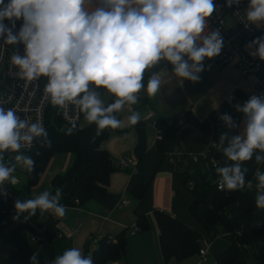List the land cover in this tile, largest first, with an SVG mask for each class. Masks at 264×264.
<instances>
[{"label": "clouds", "instance_id": "1", "mask_svg": "<svg viewBox=\"0 0 264 264\" xmlns=\"http://www.w3.org/2000/svg\"><path fill=\"white\" fill-rule=\"evenodd\" d=\"M241 0H226L227 7L239 6ZM214 0H0V39L6 44H23V55L14 54L11 63L17 75L27 81L47 78L45 98L53 105L74 104L99 134L106 128L116 129L122 121L117 113L126 105H136L140 93L155 96L161 89L162 72H153L143 83L145 71L161 61L172 66V74L181 82H198L205 59L218 56L224 41L218 30L207 31L208 18L215 12ZM238 12V11H237ZM241 21L245 27L264 22V0H248ZM9 20L11 27L3 21ZM23 20L18 32L15 21ZM250 55L264 60V36L250 41ZM100 89L115 97L105 105ZM229 102H231L229 100ZM242 113L243 131L221 132L219 147L228 161L215 169L221 190H238L253 182L246 180L244 162L255 155L257 164H264V94L252 95L243 104L234 105ZM141 119L138 111L128 116L130 125ZM219 119L229 130L238 127L231 115ZM71 133L72 129H68ZM43 138L42 147H50L47 132L37 121L21 119L14 109L0 107V195L7 194L5 182L16 184V166L34 170V160L21 149L33 140ZM225 142H227L225 146ZM6 151L18 153L15 163L6 164ZM255 206L264 209V172L255 173ZM62 189L43 191L27 200L15 201L16 215L27 221L49 212L63 217L66 208L60 203ZM39 252L29 258L39 264ZM50 264H93L91 255L78 247L64 250Z\"/></svg>", "mask_w": 264, "mask_h": 264}, {"label": "crops", "instance_id": "2", "mask_svg": "<svg viewBox=\"0 0 264 264\" xmlns=\"http://www.w3.org/2000/svg\"><path fill=\"white\" fill-rule=\"evenodd\" d=\"M252 26L260 30L264 28V22ZM227 28L234 31L231 20H227ZM207 31H212L209 20ZM254 50L245 47L247 54ZM203 63L205 70L200 73V80L195 83L188 80L181 82L169 72L166 61L146 70L143 80L145 87L153 72H162L161 89L155 96H148L147 100L140 98L138 104L126 105L122 112L117 113L118 119L122 121L119 128H106L97 134L96 124L89 123L80 112L78 127L82 144L93 145L104 136L100 148L110 154L116 170L111 175L105 195H95L89 202L73 208L69 214L73 219L71 224L67 220L69 215L56 216L59 229L68 230L80 226L78 234L71 238L73 247L74 240L78 248L84 244V249L90 238L116 236L127 230L125 258L110 264H163L159 231L153 216L155 211L166 212L188 226L200 229L188 211L193 201L192 195L173 177L172 157L177 150L186 155L204 154L209 151L213 141L219 143L221 132H242L244 117L235 110L234 105L243 104L249 97L256 95V79L242 77L238 67H219L212 58H206ZM257 77L264 81V65ZM100 92L105 105L114 101L115 97L107 94L106 90ZM132 111L141 114L140 121L135 125L128 123V116ZM224 113L231 115L238 125L237 128H226L219 119ZM157 122L164 126L163 153L158 150ZM226 144L227 142L225 146ZM122 159L129 160L128 169L120 168ZM230 163L232 162L224 155L218 160L219 167ZM242 167L248 169L246 174L251 176L250 180L253 182L250 189L253 210L258 215H264V209L255 206L254 178L257 170L264 172V164H257L254 155ZM140 184H150L142 205L132 196V190ZM124 200L129 205L121 207ZM135 213L147 216L151 224L149 231L136 230ZM8 229L0 228V264H16L12 254L23 251L28 246V239L23 231L9 233L11 228ZM220 232L223 233L221 228ZM258 244L264 252V235ZM227 247L228 242L222 236L212 240L204 234L202 249H208V260L212 254L216 257ZM174 263L179 264L175 261L169 264Z\"/></svg>", "mask_w": 264, "mask_h": 264}, {"label": "trees", "instance_id": "3", "mask_svg": "<svg viewBox=\"0 0 264 264\" xmlns=\"http://www.w3.org/2000/svg\"><path fill=\"white\" fill-rule=\"evenodd\" d=\"M260 36H264V28L251 37L247 44ZM166 64L172 74V66L167 62ZM148 96L145 91H141V98L147 100ZM156 126L161 137L158 150L163 153L164 126L158 122ZM70 128L71 133L68 132ZM103 138L104 136L93 145L84 146L78 125H66L60 119L52 118L47 132V140L51 146L42 147L41 138L29 155L35 162L34 170L28 172L26 169V180L18 186L5 182L7 200L4 201L0 195V219H7L11 223L10 227L13 229H10L9 233L15 230L23 231L27 236V248L12 254L15 259L21 260L22 264H30L29 258L34 252H39V264H50L64 250L72 248L73 243L72 239L58 237L59 221L49 212L42 215L37 209L36 215L27 221L24 220L27 213L21 215L19 220H13L16 215L15 201L33 198L53 157L64 154H73L75 160L64 174L57 175L52 181L51 193L54 194L57 188L62 189L60 203L65 208H74L89 202L95 195H105L116 168L110 154L100 148ZM177 152L181 153L180 150ZM222 155L223 152L210 147L206 153L195 155L197 161L193 160V156L183 153L172 157L173 177L192 195L193 201L188 211L200 229L190 227L166 212L155 211L153 216L159 231L163 264H169L171 261L181 263L199 256L204 234L212 240L222 236L228 242L227 249L216 255L214 264H264V252L258 244L264 235V215L254 212L253 196L247 186L231 191L218 189L215 169L219 167L218 160ZM250 178L251 176L246 174V180ZM149 188L150 184H140L132 190V196L139 205L144 203ZM16 222L18 227L14 226ZM135 222L139 232L151 229L150 221L145 215L135 213ZM36 227L45 231L38 244H32L29 236L35 232ZM126 247L127 230H124L116 236L107 235L100 239L88 240L84 254L91 255L93 264H110L125 258Z\"/></svg>", "mask_w": 264, "mask_h": 264}, {"label": "built area", "instance_id": "4", "mask_svg": "<svg viewBox=\"0 0 264 264\" xmlns=\"http://www.w3.org/2000/svg\"><path fill=\"white\" fill-rule=\"evenodd\" d=\"M247 2L248 0H241L237 8L235 5L233 7H227L225 0H214L217 8L208 20L211 24L212 31L218 30L220 32V35L223 37L224 45L221 53L213 57L212 60L219 67H238L242 77L255 78L256 95L259 96L264 94V81L257 76L264 65V60L252 59L245 51L248 40L256 36L259 32V30L252 25L245 27V24L241 21V17L245 15L242 6ZM4 3L7 4L8 0H4ZM227 20L232 21L234 31L227 28ZM3 23L8 27L12 26L11 22L7 19L4 20ZM22 24V19L15 21V28L13 30L18 32ZM16 52L23 55V44H6L0 39V107H3L5 110L10 108L14 109L21 119H27L30 123L39 121L46 132H48L49 123L52 118H58L66 125H78L80 121V111L74 104L68 103L65 106H57L53 105L50 99L45 98L44 85L47 83L46 77L27 81L21 79L17 75L19 69L11 63V57L16 54ZM41 138L34 139L31 146L22 148L21 152L29 156L35 148L37 141ZM158 138H161L160 135H158ZM211 148L222 152L217 141H213ZM16 154L18 153L6 151L3 154L4 162L9 165L15 163L14 156ZM174 155L179 156L181 153L176 151ZM191 156H193L194 161H197L195 155ZM173 163L174 160L172 158V164ZM119 166L121 169H128L130 167L129 160L122 159ZM23 169L25 170V167L22 165L16 166L13 175L17 178V183L14 185L19 183V179L16 175ZM1 198L4 201L7 200L6 195H1ZM76 204H78V201ZM127 205H129V202L124 200L121 207ZM3 214H5V212ZM10 224L11 223L7 219H0V228H8ZM14 226L18 227V223L16 222ZM79 227L80 226L68 230L58 229V237L71 239L78 234ZM44 231L43 228L36 227L35 232L31 233L29 236L30 242L32 244H38ZM89 240H92V238ZM198 257L200 258V264H205L209 257L208 249H201Z\"/></svg>", "mask_w": 264, "mask_h": 264}, {"label": "rangeland", "instance_id": "5", "mask_svg": "<svg viewBox=\"0 0 264 264\" xmlns=\"http://www.w3.org/2000/svg\"><path fill=\"white\" fill-rule=\"evenodd\" d=\"M247 7H248V2L245 3L244 7H242L243 12L247 9ZM250 56H252V55H250ZM251 58L255 59V58H253V56ZM74 160H75V156L73 154L55 155L53 157L52 161L50 162L46 172L44 173L39 187L35 190L34 196L36 194H39V193L46 191V190L50 192L53 179L57 175L64 174L68 170V168L72 166V164L74 163ZM25 172H26V168H25V170L24 169L21 170V172L16 175L19 179V183L16 186L25 182V180H26ZM72 210H73V208H66V214L67 215L71 214ZM67 220H68L69 224H71V222L73 221V219L70 217V215L67 218ZM9 228L13 229L12 226ZM76 243H77L76 240H74V247H77ZM83 245L80 246V249L84 253ZM14 262L16 264H22V261L19 259L14 258ZM214 263H215V257L212 254V256L209 258L208 262L205 264H214ZM174 264H176V263H174ZM179 264H200V258L198 256H195V257L190 258L189 260H186V261L181 262Z\"/></svg>", "mask_w": 264, "mask_h": 264}]
</instances>
